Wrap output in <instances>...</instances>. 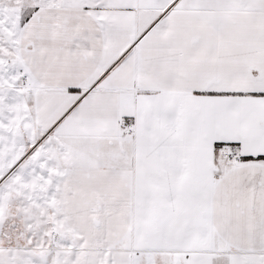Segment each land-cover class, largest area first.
<instances>
[{
    "label": "snow or ice",
    "instance_id": "6c2138e0",
    "mask_svg": "<svg viewBox=\"0 0 264 264\" xmlns=\"http://www.w3.org/2000/svg\"><path fill=\"white\" fill-rule=\"evenodd\" d=\"M0 264H264V0H0Z\"/></svg>",
    "mask_w": 264,
    "mask_h": 264
}]
</instances>
